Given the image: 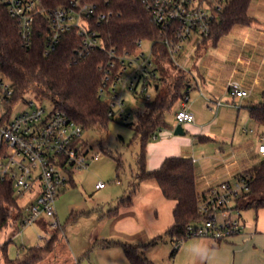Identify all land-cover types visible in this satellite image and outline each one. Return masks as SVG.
Segmentation results:
<instances>
[{
    "label": "trees",
    "instance_id": "obj_1",
    "mask_svg": "<svg viewBox=\"0 0 264 264\" xmlns=\"http://www.w3.org/2000/svg\"><path fill=\"white\" fill-rule=\"evenodd\" d=\"M71 1L42 0V4L45 7L58 8ZM80 1L96 4L100 12L111 14L107 21L94 25L104 48L96 49L84 58L77 54L82 42L76 30L66 33L53 53L45 54L46 42L52 29L44 15L36 17L33 36L27 46L19 34L17 21L9 15L6 6L0 4V77L12 84L15 100L35 96L40 101H49L56 111L64 113L80 125L83 132L92 128L104 129L115 119L108 114V101L100 97L99 90L103 81L101 63L108 60L109 50L135 52L138 50L139 41L153 43V72L156 73L153 85L157 95L151 101H146L144 109L137 113L134 123L123 120L127 126L134 127L135 138L140 143V153L129 193L119 200L109 215L115 216L121 208L133 207V197L139 184L151 180L157 184L166 200L176 203L173 210L174 223L165 236L173 241L188 240L187 227L203 222L204 216L199 206L207 192H199L197 189L195 163L191 158L169 157L158 169L149 171L147 147L155 140L154 136L169 129L166 116L173 111L176 113L181 102L188 96L193 80L192 72L179 67L170 54L169 47L162 42L160 32L146 10L147 0ZM251 4L252 0H232L216 15L209 35L204 38L196 52L208 46H217L220 39L236 26H251L255 22L250 14ZM171 72L177 74L172 75ZM249 113L250 118L264 126V102L249 107ZM241 175L250 176V189L235 199V210L264 207V161ZM13 207L17 211L16 220H22L19 198L12 184L0 181V232L9 225L10 209ZM38 223L47 235H51L50 239L43 245L26 249L16 259L6 258L7 264H38L54 251L63 232L60 225L48 230L49 222L40 220ZM162 239L160 236L140 245L103 240L101 246L121 247L130 264H153L143 251L155 246Z\"/></svg>",
    "mask_w": 264,
    "mask_h": 264
},
{
    "label": "built area",
    "instance_id": "obj_2",
    "mask_svg": "<svg viewBox=\"0 0 264 264\" xmlns=\"http://www.w3.org/2000/svg\"><path fill=\"white\" fill-rule=\"evenodd\" d=\"M231 1L147 0L146 10L178 65L175 56L180 55L187 45L196 51L209 35L216 15ZM0 4L5 5L9 15L17 21L19 34L27 46L33 36L36 17H47L52 32L46 42L45 54L53 53L64 35L74 30L82 42L77 51L81 58L104 48L94 25L107 21L111 14L100 12L96 4L80 0H72L58 8L45 7L42 0H0ZM143 42H138L135 52L109 50L108 60L100 65L103 72L100 97L108 101V114L114 119L128 121L132 117L125 109V91L141 93L146 101L153 99L147 93L154 89L153 78L156 77L153 43L150 42L147 55ZM227 88L231 97L241 101L253 94L252 88H245L234 80ZM187 103L188 96L175 113L178 124L195 121ZM221 105V102L217 103L218 107ZM82 135L81 126L53 106L48 110L42 101L31 96L15 100L12 84L0 77V181L10 182L19 200L25 199L26 214L22 217V226L50 219V226L58 227L57 197L71 185L73 173L87 168L90 160L97 161L100 157L90 155V147ZM259 140L258 152L264 154V133ZM250 181L249 175H240L232 182H222L205 190L199 206L203 222L188 226L186 238H210L223 242L242 234L244 223L232 214L236 211L235 199L249 191ZM103 188L105 184L96 185V189ZM184 241H174V249L177 250Z\"/></svg>",
    "mask_w": 264,
    "mask_h": 264
},
{
    "label": "rangeland",
    "instance_id": "obj_3",
    "mask_svg": "<svg viewBox=\"0 0 264 264\" xmlns=\"http://www.w3.org/2000/svg\"><path fill=\"white\" fill-rule=\"evenodd\" d=\"M254 2L255 0H252V3ZM248 31V26H236L220 39L217 46H208L207 49L204 48V51L196 52L190 45H187L184 51L175 57L180 60L181 55L195 56L194 54L201 52V54H207L205 57L206 69L208 68L209 73L211 71L213 74L212 76L203 75L208 83L216 85L215 96L218 100L223 101L224 106L218 113L210 110L206 105L204 108L210 112L213 111L212 116L219 117L220 128L223 127L228 132L230 131L224 138H221L224 142L221 140L220 143H217L215 154H220L221 147L232 148L239 159L243 160L245 166L250 168L264 161V154H259L257 149L260 144L259 137L264 133V126L250 118L248 109V107L264 102V76L260 78V85L251 86L253 89L252 105L247 102L243 105L240 99L233 98L228 94L226 96L224 86L231 68L226 65V69L221 70L218 65L220 64L218 60L224 56L234 60L238 54L251 57L253 51L257 56L264 55V39L259 40L262 42L261 44L258 43L259 41L257 42V48L254 44L252 46L245 43ZM150 47V42H143V50L147 55L150 52ZM192 65L193 62L190 66V69L193 70ZM171 73L172 75L177 74V72ZM195 91L198 89L193 90V92ZM147 93L151 94L153 99L157 95L155 89H149ZM31 98L36 97L31 96ZM123 100L126 112L132 115L129 122L134 123L137 113L144 109L146 100L141 93L136 94L129 91L124 92ZM42 104L48 110L52 107V104L47 100H43ZM166 122L169 129L164 131L173 132L178 126L174 111L167 114ZM184 127L186 126L184 125ZM162 133L163 131L158 133L157 139L153 142L160 139ZM82 139L90 147V155L98 154L100 157L97 161L90 160L87 168L73 173V184L57 197L55 202L56 218L61 227L59 228L63 232L54 251L46 255L38 264H78L77 262L79 264H121L110 255L109 251L102 248L101 239H97L95 233L100 229L106 231L107 221H104V218L111 209L117 206L119 200L129 193L136 173L140 143L138 138H135L134 127L127 126L125 121L118 118L110 121L104 129L85 130ZM210 146L214 148L215 145ZM149 182L158 188L154 181L149 180ZM99 183L105 184V188L96 189V185ZM146 185L149 186L147 183L142 185L143 191L136 201L142 200L146 196L148 190ZM25 206V199H20L19 207L22 209L23 215L26 214ZM253 210V208H248L234 211L232 216L245 222L247 217L249 218L253 214ZM10 217L9 225L0 232V264H7L6 258L16 259L26 249L43 245L51 236L43 231L39 223L22 226V220H16L17 211L14 207L10 209ZM45 220L51 223L50 219ZM51 228L50 226L48 230Z\"/></svg>",
    "mask_w": 264,
    "mask_h": 264
},
{
    "label": "crops",
    "instance_id": "obj_4",
    "mask_svg": "<svg viewBox=\"0 0 264 264\" xmlns=\"http://www.w3.org/2000/svg\"><path fill=\"white\" fill-rule=\"evenodd\" d=\"M250 14L255 18V22L248 26L245 43L252 46L254 44L257 48V42L264 39V0H255L251 4ZM201 53L194 54L195 56L181 55L180 60L177 59L181 68L192 72L193 80L188 92L187 109L195 115V121L183 124V127L186 126L184 136H175L172 131H163L162 137L156 142L149 143L147 147L149 171L158 169L169 157L193 159L199 192L222 182H232L244 171L252 168L246 167L232 148L221 147L220 154H215L217 143H220L221 138L230 131L220 128L219 117L212 116L213 111L218 113L224 103L215 96L216 85L207 82L205 75L212 76L213 73L211 71L209 73V69H206L207 54ZM192 62L193 70L190 69ZM218 63L221 70L226 69V65L231 68L224 86L226 96L229 95L227 87L230 81H238L245 88H252L260 85V78L264 76V55L257 56L254 51L251 57L238 54L233 60L224 56L218 60ZM194 89L198 91L193 92ZM219 102L222 105L218 107ZM245 102L252 105V96L242 101V104L244 105ZM205 105L213 111H208L204 108ZM212 144L215 145L214 148L210 146ZM144 183L149 185H146L148 189L146 196L136 201L143 191ZM150 183L146 180L139 184L133 197V207L121 208L115 216L107 214L104 218V221H107L106 231L98 230L95 233L97 239H101V242L116 240L140 245L162 236L163 239L158 244L143 251L153 264H264V207L253 210V214L243 222L244 229L240 235L221 243L210 238L194 237L188 239L189 242L185 240L175 250L174 241L165 236V233L174 223L173 210L176 203L166 200L159 187L156 188ZM102 248L109 251L119 263L130 264L121 247Z\"/></svg>",
    "mask_w": 264,
    "mask_h": 264
},
{
    "label": "water",
    "instance_id": "obj_5",
    "mask_svg": "<svg viewBox=\"0 0 264 264\" xmlns=\"http://www.w3.org/2000/svg\"><path fill=\"white\" fill-rule=\"evenodd\" d=\"M185 129L182 124H179L173 131V134L175 136H184L185 135Z\"/></svg>",
    "mask_w": 264,
    "mask_h": 264
}]
</instances>
